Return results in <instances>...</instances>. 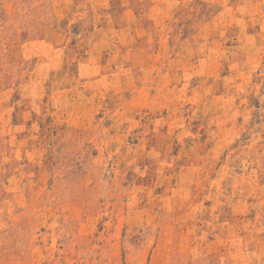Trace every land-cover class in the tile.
<instances>
[{"label": "rangeland", "instance_id": "374dc122", "mask_svg": "<svg viewBox=\"0 0 264 264\" xmlns=\"http://www.w3.org/2000/svg\"><path fill=\"white\" fill-rule=\"evenodd\" d=\"M0 264H264V0H0Z\"/></svg>", "mask_w": 264, "mask_h": 264}]
</instances>
